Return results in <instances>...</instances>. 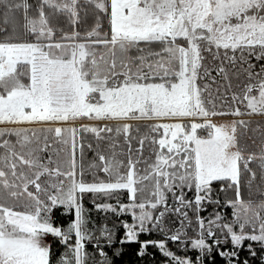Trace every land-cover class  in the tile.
Here are the masks:
<instances>
[{"label": "snow or ice", "instance_id": "snow-or-ice-1", "mask_svg": "<svg viewBox=\"0 0 264 264\" xmlns=\"http://www.w3.org/2000/svg\"><path fill=\"white\" fill-rule=\"evenodd\" d=\"M229 116L264 118V0H0V264H264V124Z\"/></svg>", "mask_w": 264, "mask_h": 264}, {"label": "trees", "instance_id": "trees-1", "mask_svg": "<svg viewBox=\"0 0 264 264\" xmlns=\"http://www.w3.org/2000/svg\"><path fill=\"white\" fill-rule=\"evenodd\" d=\"M34 0H29V3H33ZM70 31V29H68ZM213 75H215V73H213ZM236 83H238V81H236L235 79L233 80V87H234V90L235 91H239L238 88H235V85ZM230 117V116H229ZM247 117L246 119H250L252 120L253 122H257L259 121L261 118L258 117V116H253V117H248V116H245ZM258 117L257 119H253V118H256ZM264 120V118H263ZM115 123H111V126H114ZM251 136V135H249ZM256 138V140H258V142H260L259 138H258V134H256V136L254 137ZM91 136H87L86 138V142L87 141H91ZM94 142V141H92ZM247 144H248V150L249 151H252L250 150V146L252 144L251 140H247ZM134 147H136V145L134 144L133 145ZM145 155L147 156L148 155V152L145 151ZM92 157V153H88V158L91 159ZM252 167L257 170L258 172V169L256 168V165L253 164ZM244 196L246 199H249V198H253L254 195L248 193V192H245L244 193ZM233 197V193L232 192H228L226 195L225 194H221V199L222 201L223 200H226V199H231ZM122 199H126L125 197H122ZM108 202H113L114 201H108ZM257 202H258V199H257ZM86 206L91 210V220L95 223V225L97 226V228L101 227V226H104V225H107L108 227H112L113 225H116L117 226V239H119L120 237H122L124 235V229L122 227H119L120 225V222L122 220H125V221H128V222H131V217L130 216H121V217H116L115 215H113L112 213H104L103 211H96L95 209L92 208V205L89 201H86ZM213 211V207L212 206H209L207 208V210L203 213H201L202 216H205L207 217L209 213H211ZM221 211H224L227 213L228 215V218L231 219V212H232V209L231 208H226V209H222ZM190 216H192V213H189ZM55 218L57 220V223L59 224H67L73 217L71 215L69 216H61L60 215V210H57L55 212ZM195 218L193 217V220ZM169 222L173 225V228L176 227L177 225V221L173 218V217H170V218H167L166 222ZM90 227L92 225H89ZM97 235H99V232L97 231L96 233ZM189 235L190 236H193L194 233L189 231ZM163 237L159 234H156V233H153L152 235H141L140 239L141 240H149V239H152V240H161ZM50 241H52V237H50ZM250 243L248 241L245 242V249H246V246L247 244ZM54 247L56 248V255L57 257L60 255V253L63 251V249L58 245H54ZM140 245L137 244V243H132V244H126L123 246V255L121 257H119L118 259H115V264H162V262L164 261V257L160 254V252L156 249V248H153V247H149L147 249V255L144 256L143 258H140L136 255L138 249H139ZM167 247L176 252L178 255H183L184 253L182 252H179L178 251V246L176 244H173L171 242L168 243ZM230 247V246H229ZM254 247L257 248L258 250V254H259V245H255L254 244ZM87 250L89 252H92L93 251V247L92 245H88L87 246ZM112 252H111V249H109V255H111ZM187 255L191 256L193 259H195L197 253L195 251H188L187 252ZM245 258H249V261H250V264H260V261L259 259H253L249 256V253L247 252V250H241L240 252V259L243 260ZM215 259V264H225V262L219 257V256H215L214 257Z\"/></svg>", "mask_w": 264, "mask_h": 264}, {"label": "rangeland", "instance_id": "rangeland-1", "mask_svg": "<svg viewBox=\"0 0 264 264\" xmlns=\"http://www.w3.org/2000/svg\"><path fill=\"white\" fill-rule=\"evenodd\" d=\"M247 117H238V118H235V117H217L216 118V122L217 123H223V122H226V121H228V122H230L232 119H245V120H247L246 119ZM258 117H256V118H253V119H257ZM261 119L259 120V122L261 123V124H264V120H263V118L262 117H260ZM83 123H94V122H89V121H87V120H85V121H82ZM77 123H80V122H77ZM111 123H115V122H111ZM111 123L109 124V126H111ZM133 123H135V122H133ZM256 126V122H253V124H252V127H255ZM249 135H253L251 132H249ZM259 143L260 142H258V140H256V144L255 145H253V144H251V146H250V150H252V151H259ZM252 195H254V193L252 194ZM170 217H173L177 222V225H176V227H178L179 226V221L177 220V217L175 216V215H172V216H169L168 218H170ZM167 220V219H166ZM165 223L169 226V227H171V228H173V225L171 224V223H169L168 221L166 222L165 221ZM189 231H191V230H189ZM192 232V231H191ZM49 239V241H50V237L48 238Z\"/></svg>", "mask_w": 264, "mask_h": 264}]
</instances>
